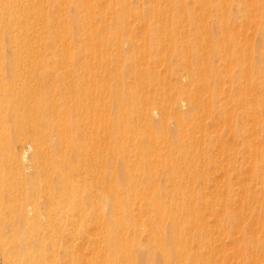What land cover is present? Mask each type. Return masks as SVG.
Returning <instances> with one entry per match:
<instances>
[{"label": "bare ground", "instance_id": "obj_1", "mask_svg": "<svg viewBox=\"0 0 264 264\" xmlns=\"http://www.w3.org/2000/svg\"><path fill=\"white\" fill-rule=\"evenodd\" d=\"M84 1L0 0V153L3 155H0V161L5 159L11 168H20L24 155H16L13 147L16 143H27L28 146L24 150L28 164L22 165L24 170L26 168L23 174L26 181L10 184L12 195L9 188L5 189L11 199L4 208L11 217L7 224L10 230L23 226V234L28 238L26 245L31 252L25 264H257L258 258L260 264H264V242L248 240L242 246L234 234L239 230L237 216L223 203L207 200L188 188V180L192 175L200 174L206 157L195 155L199 153L193 146L196 141L193 144L195 136L191 132L194 130L185 127L190 122L193 127L204 130L202 115L209 114L214 107L218 94L214 87L217 81L220 84L218 70L212 65L213 57L219 51L235 55L241 64L247 63L238 72L245 74L250 82L259 76L258 69L264 65V52L254 55L251 49L250 55L244 57L242 52L232 49L227 35L224 36V30L227 33L224 23L223 29L217 28L216 36L212 25L207 23V36L199 32V24L194 25L198 40L193 43L182 38L184 32L181 36L174 26H170L168 42L172 48L174 41L179 39L189 50L182 57L188 83L185 86L177 84L174 91L184 94L189 101L188 107L194 111L189 118L177 113V117L174 116L176 126L171 128L164 120L163 112L159 121L151 119L146 105L160 106V102L145 93L143 87L148 82L135 62L129 63L126 71L125 58H113L109 62L114 73L113 84L98 77L92 59L95 56L100 60L106 58L105 47L112 39L97 38L95 51L96 42L93 41L99 34L91 22L95 16H101L103 10L98 5V11H93V5L88 2L91 0ZM194 1L203 7V11L209 13L212 10L208 11L206 0ZM260 1V8L264 9V0ZM180 3L182 1L176 3L180 6L173 7L174 15L179 18L186 13V7ZM219 4L222 9L225 7L222 0H215L214 5ZM254 7L260 16L258 25L263 27L258 37L264 45V13L258 6ZM128 10L130 7L120 0V12L115 13L119 27L123 26L124 13ZM185 17L190 24V17ZM216 37L227 43L220 44ZM121 51L122 47L118 46L117 52ZM234 52H238L237 55ZM128 74L137 83L135 86L132 83L134 89L124 87L123 79ZM156 81L154 79L155 84ZM95 89L102 94H98L101 100L105 93L111 96L114 115L109 106V109L103 108L104 102L96 103ZM196 91L202 92L203 98L197 97ZM260 98L262 106L253 100L255 106L250 108L253 118L264 113V95ZM253 123L257 125L256 132L264 136V128L255 120ZM259 145L252 142L250 157L254 171L264 178V147ZM176 150L178 155L174 153ZM195 161L200 164L198 168L193 165ZM244 195L243 200L249 194ZM249 202L245 200L247 206ZM258 206L257 212L253 211L254 219L264 232V208Z\"/></svg>", "mask_w": 264, "mask_h": 264}, {"label": "rangeland", "instance_id": "obj_2", "mask_svg": "<svg viewBox=\"0 0 264 264\" xmlns=\"http://www.w3.org/2000/svg\"><path fill=\"white\" fill-rule=\"evenodd\" d=\"M82 1H83V3L86 2L84 0H82ZM104 1H105V3L103 4ZM119 1L120 0H97V1L91 0V1H88L89 3H91L93 5V11L97 12L98 7L103 10V11H101V13H102L101 16L97 15L94 17V19L92 18L91 23H92V25L94 23L93 27H96L98 29V34H99L98 35L99 37H95L93 42L94 43L96 41L98 42L97 38L98 39L100 38V40H101V38H103V37L112 39V41L110 40L108 42L107 46L105 47L108 58L104 57L100 60L94 54L95 57L92 59V62L94 61V63H93L94 70L96 68L95 72L98 73L99 78H102V79L105 78L106 81H109L111 84H113L114 73H113V70L111 69L112 67H111L109 62L113 58L114 59L116 58L117 60L121 59V58H125V62H126L125 69H126V71L128 70V66L130 65L129 63L135 62L134 63L135 66H137L139 71L143 72L142 74L145 76V81L148 82L145 85L143 84L144 85L143 89H144L145 93L148 95H152V97H154L155 99H157L160 102V106H158L156 104L146 105V108L148 109V111L151 112V114H150L151 119L153 121H159L160 117H161V113L163 112L164 117H165L164 120L166 122H168V124L171 128L172 127L174 128L176 126V122H175V120H177L176 115L179 114V116H181V117H188L189 118L193 114L194 111L190 110V108L188 107L189 101L186 98V96L182 93H177L174 91V89H176L177 84H182L185 86L188 83V80H189L188 77L189 76H186V73H187L186 72V66L184 65V63L182 61V57L185 56V54H187L189 52V50H188V48L187 49L185 48V46L180 42L179 39L174 41L175 46H174V48H172L171 42L170 41L168 42L170 26H174V30H177V32H179V34L181 36L184 32L182 38H184V39L187 38L192 43L195 40H198L197 38H195V32H194V28H193L194 25L196 26V24H199L198 27L201 28L200 29L201 31H199V32L204 33L206 36L208 35L206 33L207 32L206 31L207 23L212 25L211 27L214 31V36H216L218 34V31H216L217 28L223 29V27L225 26L224 29H226L227 33H225V30H224V36L227 35L226 38L228 40V44L230 45V47L232 49H234L235 51L242 52L244 57H246L245 55H247V54H248V56L250 55V53H248V52H251V49H252V52L254 53V55H257L259 52L260 53L264 52V45L261 43V41L259 40V37H258V36H260L261 30L263 29V27L261 25L260 26L258 25L259 21H260V16H259V14H257V11L253 9L254 6L255 7L258 6L259 9L262 11V13H264V9L260 8V5H261L260 0H255V1L253 0L256 5L254 4V2H252V0H243L244 2L242 0H222V4L225 6L223 9H225L226 12L223 11L221 4L214 5L215 0H209V1L206 0V2H207L206 6L208 7V11L212 9L211 11H209V13H207L206 11H203V7L201 5H199V3L194 1V0H181L182 4L181 3L180 4L181 5L184 4V7H186L185 8V10H186L185 16L190 17V24L188 22H186V20L183 18L185 16H181L179 18L178 16L174 15V8L173 7L174 6L175 7L180 6L179 4H176V3L181 2L180 0H178V1L177 0H160L161 2H159L158 0L157 1L156 0H151V1L150 0H122V1H124L125 4H127L130 7V10H128L124 13V20H123L124 23H123V26H120V27H119V24L117 22V18L115 15L116 12H120L119 11ZM127 1H128V3H127ZM195 2L198 4H196ZM172 3H174V4H172ZM162 6H163V8H162ZM169 6H171V7H169ZM195 6H197V7H195ZM106 8L108 10L107 12H106V10L104 11V9H106ZM159 9H161V10H159ZM162 9H163V11H162ZM259 9H257V10L259 11ZM201 12H202V14H201ZM197 13H199V14H197ZM248 13H250L249 14L250 16L248 15ZM252 14H253V16H252ZM160 15H161V17H160ZM152 16H155V17H152ZM204 16H205V18H204ZM247 16L249 19L246 18ZM187 17H185V18H187ZM256 17H258V18H256ZM99 18H100V23H99ZM155 18H156V20L159 18V20L156 21ZM254 18L258 19V20L255 21ZM138 19H140V20H138ZM163 19L164 20L166 19L168 22L166 20L164 21ZM221 19H223V20H221ZM252 19L254 22H252ZM161 20H162V22H161ZM203 20H206V21H203ZM218 20L221 22H218ZM180 21H182V22H180ZM201 21H202V23H201L202 25L200 24ZM95 22H96V24H95ZM164 22H167V23H164ZM179 22H180V24H179ZM204 22L206 25L204 24ZM222 23H224L225 25L222 26ZM247 24H248V26H247ZM162 25H164V26H162ZM203 25L205 26V28ZM203 29H204V31H203ZM257 30H259V31H257ZM165 31H167L168 33L166 32L167 33L166 34ZM103 33H104V35H103ZM144 33H145V35H144ZM133 34H134V36H133ZM216 38L219 39L218 42L219 43L221 42L220 44H222V45H225V43H227V42L224 43L225 40H221V38H219V37H216ZM254 39H255V41H254ZM97 42L95 43V46H94L95 51H96L97 45H98ZM116 45L122 47L121 52H117L118 46H116ZM135 50H136V52H135ZM166 50H168V51L166 52ZM244 50H246V51H244ZM248 50H250V51H248ZM167 53L169 55H167ZM234 53L237 55L238 52H234ZM138 54H139V57H138ZM229 54H228V52H225V51H219L213 57V60H212V63H213L212 65H213L214 69L218 70V71H216V74H217V78L220 79V84L218 83L219 81H217V83L215 84V87H214L215 89H218L217 97L214 99V102H213L214 107L211 109L209 114H206V115L204 114V115H202L203 117L201 116L202 117L201 119H203V121L202 120L201 121L203 122V125L205 124L204 128H202V129H204L205 131L201 130L200 127L199 128L193 127V124H191L190 122L186 123V125H185V127L188 129H189V127H191L192 130L190 129V131L194 130L193 132H191V133H193L191 135H194L195 137L194 136L193 137L196 139V140L193 139V141H194L193 144L196 141V143L193 146L195 147L194 150H196L199 153V154H195V155L197 157H198V155L199 156L202 155L203 158H204V156L206 157L205 158L206 161L202 162L203 166H201L202 171H200V174L192 175V179H190V181L188 180L187 185H188V188H190L194 194L203 195L207 200H210L212 202L213 201L219 202V204L223 203L222 205H224L228 210H230L233 214H235L237 216L236 222L237 221L240 222V223L237 222V225L239 224V226H238L239 230L237 232L235 231L234 234L240 240L241 245L245 246L246 241H248V240H252V242L255 240L257 242L259 241L260 243H261V241L264 242V232L262 231V229H260L259 223L256 222V220L254 219V217L256 215L254 213L257 212L256 211L257 206L259 205L258 208L260 207V209L264 208V205H263L264 204V192H263L264 191V178H260L256 174L257 172L254 171L253 162L251 161L252 157H250V156H252L251 155L252 151L249 149L252 147V142H253V145H256V144L259 145L260 144L259 146L264 147V136H261L258 134V132H256L255 127L257 125H254V123H253V121L255 120L256 123H258V125H260L264 128V116H263L264 113L261 112V113L257 114L256 117L253 118V115H251V112H250L252 110L250 108L255 106V103H260L259 102L261 99L260 97H261V95L262 96L264 95L263 94L264 90H262L264 88L263 87L264 65L260 66L258 69V71H259L258 75L259 76L256 78H253V82H250L248 78L244 77L245 74L238 72L239 68L244 69L247 63L245 64V62L243 61L241 64L239 59L236 58L235 55H229ZM123 55H124V57H123ZM248 56H247V58H248ZM247 58H246V60H247ZM142 61H144V63ZM140 63H142V64H140ZM243 66H244V68H243ZM151 67H153V68H151ZM152 72H154V73H152ZM155 74H156V77H155ZM106 76H108L109 78H107ZM154 79H157V81H158V82L156 81V84L154 83ZM123 80L125 83L124 87H131V86L134 87L135 85H137V83L134 80V77H130V74L126 75V77H124ZM151 82H152V84H151ZM248 82H249V84H248ZM132 83L134 84V86ZM166 83H167V85H166ZM245 84H247V85H245ZM145 86H147V87L145 88ZM219 86H221V87H219ZM219 88H220V90H219ZM132 89H134V88H132ZM248 89H251L250 92L251 93L255 92L256 95L253 93L251 94ZM105 90H107V89H105ZM227 90H228V92H226ZM94 92L96 94V96H95L96 97V103L100 104L99 103L100 101L104 102L103 108L105 107V110H106L107 108L109 109V107H110L112 115H114L115 114L114 103H113L114 101L112 100L111 96H108L107 93H105L106 94V95L104 94L105 98L102 97V100H101L100 96H98V94H99L98 89H95ZM197 92H198V94H197ZM199 93H201V94H199ZM224 93H225V96H224ZM167 94L169 95V98H168ZM99 95H102V94H99ZM195 95L196 96L199 95L197 97H200V99L203 98V94L200 91H196ZM250 96L251 97L255 96V97L252 99V98H250ZM97 97L100 99L98 100ZM244 99H245V101H244ZM106 100H107V102H106ZM253 100L255 101L254 105H253ZM241 101H242V103H241ZM225 103H226V105H225ZM260 106H262L261 103H260ZM225 111H226V113H225ZM154 112H155V114H154ZM151 115H154V116H151ZM231 115H233V116H231ZM174 116H176V117H174ZM211 117L213 120L211 119ZM220 118H222V119H220ZM224 118L226 120L228 119V121H226ZM224 121L226 123L228 122L227 125ZM140 123L141 122H139V124ZM219 123H220V125H219ZM208 126H210V127H208ZM227 126L228 127L230 126V128H228ZM225 127H226V129H225ZM1 130L2 129L0 128V131ZM210 130H212V131H210ZM98 131H100V130L98 129ZM215 131H216V133H215ZM203 133H205L206 136H202ZM230 134H233V135L230 136ZM214 135H216V137ZM221 137H222V139H221ZM250 137H251V139H250ZM233 139H235V140H233ZM257 140H259V141H257ZM221 141H223V142L220 143ZM256 141H257V143H256ZM250 145H251V147H250ZM14 146L15 147H13V149H14L15 154L21 155V156L24 155L22 158V163L24 162L23 163L24 165H25V163L28 164V162H26V160H28L27 154L25 153L26 151H24V150H27V149H25V147L27 146V143H16ZM226 146H227V149H226ZM26 148H28V146ZM224 148H225V150H224ZM221 149H223L224 151ZM215 150H217V151H215ZM227 150H228V152H227ZM246 150L249 152V154H246L247 153ZM175 152L178 155V151L176 150V151H174V153ZM20 153H22V154H20ZM0 155L3 156L1 153H0ZM191 155H192V153H191ZM224 157H226L225 158L226 160L224 159ZM246 158H247V161H246ZM248 159H250V161ZM219 160H221V161H219ZM22 165L20 168L15 169V167L11 168L9 166L8 162L6 164L5 159H2L0 161V167H1L0 171L2 172V174H0V181H1V184H0V204H1L0 205V213L2 212L0 214V215H2V216H0L1 217V219H0V254L3 253V256L2 255L0 256V264H25L26 258L31 252V248L28 245H26L28 238L26 236H24V234H23V232H24L23 226H19L17 230H10V225L7 226V224L10 223L11 217H10L9 213L6 212V210L4 208V207H8L10 199H11V196L8 195L7 192L5 193V189L9 188V190H11L10 184L12 185V183L13 184L18 183L17 182L18 180L20 182H22V184H23V181L24 182L26 181V178L24 180V177H23V174L26 173V168L24 170V168H23L24 165L23 166ZM180 165H181V163H179V166ZM193 165H195L196 167L200 166V164L198 165V163L196 161L193 163ZM8 166H9V168H8ZM224 168H226V169H224ZM248 168L251 171L248 170ZM6 169H8L9 171L8 170L6 171ZM11 169H13L14 171H12ZM252 169H253V171H252ZM238 174H239V176H238ZM248 175H250V178ZM190 184H191V186H190ZM2 185H4V186H2ZM213 185H215V187ZM242 188H244V189H242ZM9 190H7V191H9ZM224 190H225V192H224ZM244 190L246 193L241 192ZM250 192L255 194L256 200L258 203L255 202L256 200L255 201L253 200V199H255V198H253L254 195L250 194ZM239 193H241V194H239ZM10 194L12 195V190H11ZM244 194H247V195L249 194L248 197H249V199H252V200H249L248 197H245L246 199L243 200V197L245 196ZM211 195L213 197H211ZM245 200H246V203L251 201V202H249V206H247L248 204H245ZM252 201L255 202V204L252 203ZM239 203H242V204L239 205ZM243 204H245V205H243ZM255 205H257V206L255 207ZM230 206L232 207V209L230 208ZM245 206H247V207H245ZM245 209H247V210L245 211ZM253 211H254V213H253ZM237 212L238 213L241 212V213L239 215H237L238 214ZM263 214H264V212H263ZM245 215H246V217H245ZM250 215H251V217H250ZM253 221H255V222H253ZM252 225H254V226H252ZM250 229L252 232L250 231ZM254 232L256 233L255 236H253ZM1 246H2V248H1ZM12 247H13V249H11ZM9 253H11V254L8 256ZM17 261H18V263H17ZM255 263H256V261H255ZM260 263H261L260 258H258L257 264H260ZM59 264H60V262H59ZM240 264H244V263H240Z\"/></svg>", "mask_w": 264, "mask_h": 264}]
</instances>
